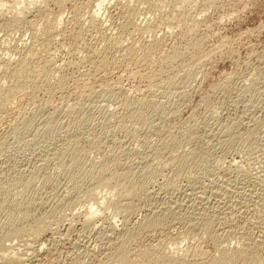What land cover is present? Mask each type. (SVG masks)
<instances>
[{
  "label": "rangeland",
  "instance_id": "rangeland-1",
  "mask_svg": "<svg viewBox=\"0 0 264 264\" xmlns=\"http://www.w3.org/2000/svg\"><path fill=\"white\" fill-rule=\"evenodd\" d=\"M60 9L61 25L43 33ZM60 9L0 6V95L19 82L9 73L20 56L37 76L0 105V241L24 226L7 253L19 262L0 264H217L244 249L234 264H264V0H68ZM100 166L141 175L137 195L86 196ZM151 215L159 222L143 226ZM35 218L47 227L32 240Z\"/></svg>",
  "mask_w": 264,
  "mask_h": 264
},
{
  "label": "bare ground",
  "instance_id": "bare-ground-1",
  "mask_svg": "<svg viewBox=\"0 0 264 264\" xmlns=\"http://www.w3.org/2000/svg\"><path fill=\"white\" fill-rule=\"evenodd\" d=\"M47 1V0H46ZM49 1V0H48ZM51 2L53 1L54 3H55V5L57 4L58 5V8L60 9V7L61 6H63V3L65 2V1H68V0H50ZM140 1V0H139ZM144 1V0H143ZM182 1V0H181ZM189 1V0H188ZM31 2V1H30ZM19 3V2H18ZM34 3V2H33ZM44 3H46V2H44ZM147 3V2H146ZM182 3V2H181ZM184 3V2H183ZM187 3V2H186ZM48 4V3H47ZM2 5H4V0H0V6H2ZM101 5H102V2H99V3H97V8L99 9V11L101 10ZM34 6H35V4H34ZM86 6V5H85ZM184 6V5H183ZM28 7V6H27ZM44 7V6H43ZM46 7V6H45ZM103 7V6H102ZM132 7H134V8H132ZM131 7V5H130V7L128 8V10H126V14L128 15V16H133L134 17V15L136 16V12H137V9H135V6H132ZM19 9V8H18ZM43 8H41L40 9V11L39 12H41L42 13V10ZM45 10H46V8H44ZM43 9V10H44ZM78 9V8H77ZM37 10V9H36ZM60 10H61V12H60ZM59 10V12L60 13H58V15L57 16H55L54 17V15H53V18L51 19L53 22H52V24L50 25L48 22L50 21H48L47 20V18L46 19H41V20H43V22L45 21V20H47V21H45V22H47V24H49L50 26L48 27V26H46V27H48V29L45 27V29L43 30V33L45 32V31H47V32H49V35H51V34H53V33H51L50 31H53V29L52 28H54V29H57L56 27H58L59 25H61V22H62V9H60ZM177 10H179V9H177ZM77 11V10H76ZM45 12V11H44ZM48 12V10H46V12L45 13H47ZM125 12V11H124ZM49 13V12H48ZM76 13V12H75ZM49 14H51V13H49ZM49 14L47 15V16H49ZM125 14V15H126ZM179 15H180V13H178ZM40 15V14H39ZM46 15H41L42 17L44 16V18H45V16ZM77 15V14H76ZM177 16V21H183L184 20V17L182 16V15H180V16ZM2 16V15H1ZM41 16H38L39 18L41 17ZM46 16V17H47ZM155 16V15H154ZM15 17V16H14ZM25 17V16H24ZM41 17V18H42ZM127 17V16H126ZM133 17H131L132 19H133V21H134V18ZM156 17V16H155ZM75 18H77V17H75ZM128 18V17H127ZM126 18V19H127ZM130 18V17H129ZM13 19V18H12ZM15 20H16V17L14 18ZM13 19V20H14ZM20 19V18H19ZM18 19V20H19ZM22 19V18H21ZM21 19H20V21H21ZM54 19V20H53ZM12 20V21H13ZM14 20V25H15V23L17 22H19V21H15ZM185 20H187L186 19V17H185ZM35 21V20H34ZM39 21V20H38ZM127 21V20H126ZM130 21V20H129ZM132 20H131V24H132V22H133ZM44 22V23H45ZM186 23H188L187 21H185ZM184 22V23H185ZM43 23V24H44ZM51 23V22H50ZM127 23V22H126ZM138 23V22H137ZM179 23V22H178ZM182 23V22H181ZM181 23H179V24H181ZM130 24V23H129ZM134 24V23H133ZM17 25H19V23L17 24ZM16 25V26H17ZM46 25V24H45ZM44 25V26H45ZM126 25H128V24H125V26H124V28L126 29ZM134 25H136V24H134ZM133 26V25H132ZM132 26H131V29L133 30V28H132ZM138 26V25H137ZM31 27V26H30ZM34 27V26H33ZM134 27V26H133ZM136 27V26H135ZM135 27H134V30H135ZM148 27H150V25H148ZM147 27V28H148ZM194 27H196L195 25L193 26H191V29H190V26H189V28H187L186 30H188V29H190V31L188 30L187 31V33L189 32H191L192 33V28H194ZM124 28H123V30H124ZM31 29V28H30ZM43 29V28H42ZM41 29V30H42ZM129 28H127L126 29V31L128 30ZM130 29V30H131ZM137 29H139V28H137ZM149 30H150V28H148ZM147 29V30H148ZM196 29V28H195ZM36 30V29H35ZM39 30V29H38ZM58 30H60V29H58ZM62 30V29H61ZM144 30H145V27H144ZM149 30H148V32H149ZM126 31H125V33H126ZM136 31L137 30H135V33H136ZM33 32H36V31H33ZM58 32V31H57ZM62 32V31H61ZM147 32V33H148ZM194 32V31H193ZM38 33V32H37ZM37 33H36V35H37ZM40 33V32H39ZM38 33V34H39ZM129 33V32H128ZM130 33H131V31H130ZM186 33V32H185ZM32 35H33V33H31ZM42 34V33H41ZM40 34V35H41ZM48 34V33H47ZM46 34V35H47ZM55 34V33H54ZM184 34V33H183ZM44 35V34H43ZM37 37H39V35L37 36ZM36 37V38H37ZM45 37V36H44ZM48 36H46V38H47ZM33 38H34V36H33ZM51 38V37H50ZM119 38H120V36H119ZM54 39V38H53ZM32 40H36V39H32ZM42 40V39H41ZM112 40H113V38H112ZM43 41V40H42ZM115 41H116V39H115ZM117 42V41H116ZM116 42H114L113 41V43L116 45ZM39 43V42H38ZM43 43V42H42ZM47 43V42H46ZM119 43V42H118ZM117 43V44H118ZM120 44V43H119ZM118 44V45H119ZM117 45V46H118ZM122 45V44H121ZM114 46V45H113ZM22 47V46H21ZM113 48V47H112ZM19 49V48H18ZM27 49V48H26ZM131 51H130V50ZM129 49H127V50H129L130 51V53L131 52H133L132 51V48H131V46H130V48ZM29 52H31V50H29V48L27 49ZM126 50V51H127ZM173 50V49H172ZM21 51V50H20ZM26 51V50H25ZM24 50H23V52H25ZM28 51L27 52H25L26 54H27V56H29L30 57V55H31V53H29L28 54ZM174 51V50H173ZM173 51H171V53L172 54H170L169 56H168V54L170 53H168V54H166L168 57H172V59H175V57H176V59L178 58V57H180L181 55H182V53L181 52H179L180 53V56H179V53H173ZM21 53V52H20ZM32 53H33V51H32ZM23 54V53H22ZM125 54H127V53H125ZM124 54V55H125ZM25 55V54H24ZM128 55H129V52H128ZM127 55V56H128ZM132 55H133V53H132ZM26 56V57H27ZM148 56V55H147ZM28 57V58H29ZM125 57V56H124ZM129 57H131V55L129 56ZM168 57H166V58H168ZM22 60H21V59ZM20 62L18 63V65L16 66V67H14V66H12V68H14L13 70H12V68H10V65L5 61V63L3 64L4 65V67H5V64L7 63L8 65L7 66H9V68L12 70L9 74H11L12 73V75H11V77H10V75H8L10 78H13V79H15L14 80V82H20V85L19 86H21L22 84V82H21V80H25V79H27L28 78V80L30 79V80H32V79H34V78H36V77H34V78H32L31 76H30V66H29V64H26L25 63V57H24V59H23V55H22V57L20 56ZM28 58H26V59H28ZM152 58V57H151ZM147 59V58H146ZM150 59V58H149ZM175 59V60H176ZM19 61V60H18ZM148 61V60H147ZM27 62V61H26ZM151 61H149V63H150ZM9 63H10V61H9ZM48 63V62H47ZM148 63V64H149ZM46 64V63H45ZM172 64V63H171ZM47 65V64H46ZM46 65H44V67L46 66ZM49 65V64H48ZM173 65V64H172ZM171 65V66H172ZM6 66V67H7ZM29 66V67H28ZM3 67V66H2ZM41 67H42V65H41ZM43 67V68H44ZM47 67H49V66H47ZM42 68V69H43ZM3 69H5L6 70V68H3ZM45 69V68H44ZM50 69V68H49ZM171 70V69H170ZM44 70H42V72H43ZM45 71H47L48 72V70H46L45 69ZM31 72H32V70H31ZM35 71H34V69H33V74L35 75L36 74V72L34 73ZM50 72V71H49ZM152 72V71H151ZM156 72V71H155ZM159 72H161V71H159ZM158 72V73H159ZM38 73H39V71H38ZM37 73V74H38ZM41 73V72H40ZM39 73V75H41ZM51 73V72H50ZM53 73V72H52ZM161 73H163V72H161ZM3 74V73H2ZM5 74V73H4ZM155 74V73H154ZM1 75V74H0ZM32 75V74H31ZM39 75H38V77H39ZM151 76L150 77H152V75L153 74H150ZM156 75H157V72H156ZM155 75V76H156ZM159 75V74H158ZM157 75V77H153L154 79H157L159 76H161L162 74H160L159 76ZM13 76V77H12ZM30 76V77H29ZM43 76H45L44 74H42L41 75V77H43ZM4 77H6V76H4ZM3 77V78H4ZM145 77V76H144ZM1 78H2V75H1ZM161 78V77H160ZM165 78V77H164ZM163 78V79H164ZM13 79H12V81H13ZM149 80H152V78L150 79V78H148ZM153 79V80H154ZM166 79V78H165ZM3 80V79H2ZM5 80V79H4ZM27 80V81H28ZM161 80H162V78H161ZM26 81V80H25ZM26 81V82H27ZM32 81H35V80H32ZM31 81V82H32ZM62 81V80H61ZM159 82H160V80H158ZM163 81H165V80H163ZM1 82H4V81H1ZM13 82V83H14ZM18 82V83H19ZM150 82V81H149ZM155 81H153L152 83H154ZM9 83H11V82H9ZM18 83H17V85H18ZM23 83H25V82H23ZM30 83V82H29ZM33 83V82H32ZM151 83V82H150ZM149 83V84H150ZM151 83V84H152ZM28 84V83H27ZM159 84V83H158ZM17 85L16 86H14V85H12V86H14V87H10L9 85L7 86V87H10V90L8 91V90H6V91H8V92H3V91H5V90H2V94L0 95V105L2 106V104H4L5 103V101H6V98H5V94H7V93H12V92H15V89L17 88ZM18 86V87H19ZM23 86V85H22ZM21 86V87H22ZM26 86V85H25ZM24 86V87H25ZM27 86H29V85H27ZM23 87V88H24ZM1 88H2V86H1ZM4 88H5V86H4ZM28 88V87H27ZM26 87H25V89H27ZM17 90V89H16ZM18 90H19V88H18ZM21 90V89H20ZM24 90V89H23ZM28 90V89H27ZM1 93V92H0ZM4 95V96H3ZM122 100V99H121ZM139 103V102H138ZM141 103H142V105H143V103H145V100H143L142 99V101H141ZM140 103V104H141ZM134 104V103H133ZM132 105V104H131ZM136 105V104H135ZM145 105V104H144ZM0 106V107H1ZM4 106H5V104H4ZM128 106H130V105H128ZM141 107H143V106H141ZM131 108V107H130ZM132 108H134V107H132ZM128 110V109H127ZM126 110V111H127ZM138 111L137 110V108L136 109H134V112H136V111ZM128 112H129V110H128ZM119 113V112H118ZM133 113V112H132ZM130 115H131V112H130ZM129 115V116H130ZM124 116V115H123ZM127 116V115H126ZM132 116V115H131ZM114 156V155H113ZM110 160V159H109ZM113 160V159H112ZM114 162V161H113ZM145 163V162H144ZM115 164V163H114ZM113 164V165H114ZM118 166V165H117ZM71 167V166H70ZM75 167V166H74ZM148 167V166H147ZM97 168V167H96ZM114 168H115V165H114ZM125 168V167H124ZM74 169V168H73ZM94 169V168H93ZM92 169V170H93ZM127 169H129V168H127ZM90 170L91 172H90V174H88L89 176H90V178L91 179H94L93 181H95L96 183H95V187H93V189H94V191L93 190H91V191H88V190H86L87 192H88V194L86 193V196L88 195V197H95L99 192H101L102 190H101V188L103 189V188H105L106 189V187H107V189H108V187H111V189H113V190H109L108 189V191L109 192H111V191H115V192H113V194L114 193H116V195H117V191H119L120 192V195L119 196H121V197H124L125 195L126 196H129V197H132V196H134L135 194H136V184L137 183H139L140 181H142L141 179H140V176H138V175H136V173H134L133 171H131V169H129L130 171H126V170H123L122 169V171L121 172H118V170L116 171V169H112V168H110V167H108V166H100V167H98L95 171L93 170ZM143 170V169H142ZM147 170V169H146ZM135 171V170H134ZM140 174V173H139ZM142 174V173H141ZM79 176V175H78ZM79 178V177H78ZM85 178H86V175H85ZM89 178V179H90ZM82 180H83V178H82ZM73 185H75L74 186V188H77L79 191H80V187L82 186V184H81V182L79 181V179H76L75 178V180H74V183H73ZM86 188V187H85ZM106 189V190H107ZM101 190V191H100ZM117 190V191H116ZM85 191V192H86ZM84 192V191H83ZM105 192V191H104ZM107 192V191H106ZM119 192H118V194H119ZM188 193V192H187ZM101 194V193H100ZM104 194H106V193H104ZM103 194V196H105ZM123 194H125V195H123ZM99 195V194H98ZM102 195V194H101ZM123 195V196H122ZM137 195V194H136ZM85 196V195H84ZM107 196V195H106ZM115 196V195H114ZM118 196V195H117ZM109 197H111V196H109ZM108 197V198H109ZM137 197V196H136ZM90 198V199H91ZM96 198V197H95ZM101 198H102V196H101ZM108 198H106V197H103L101 200L102 201H108V203H109V199ZM113 198V197H112ZM111 198V199H112ZM88 199V198H87ZM89 200V199H88ZM94 200V199H93ZM95 201H97L96 199H95ZM99 201V200H98ZM112 202V201H111ZM29 203V202H28ZM27 204V203H26ZM29 205V204H28ZM99 205V204H98ZM112 205V204H111ZM113 205H115V202H114V204ZM127 205V204H126ZM99 208V207H98ZM131 208V207H130ZM91 211H89V213H88V215L86 216V219H84L85 221V223H87V222H89V221H91L96 215H97V212H98V209L97 208H95V204H93L92 206H91ZM118 209V208H117ZM154 211V210H153ZM161 214V213H160ZM152 216V215H151ZM156 216V215H155ZM84 217H85V215H84ZM13 218V217H12ZM145 218V217H144ZM158 216L157 217H154V216H152V217H150L149 216V218L147 217V220L145 219V223H143L142 222V225L143 226H148V227H151V226H153L155 223H158L159 222V220H158ZM14 219V218H13ZM15 219H17V218H15ZM36 219V218H35ZM42 219V218H41ZM95 219V218H94ZM37 221H35L34 222V219H33V222H31V223H34V227H33V225H32V227H33V229H32V231H31V234H32V236L30 235V238L31 237H33L34 239H39L40 237H41V235H42V233L46 230L45 228L47 227V226H45L44 224H46V222L44 223L42 220H40V219H36ZM43 220H44V218H43ZM16 220H14V222H15ZM20 221V220H19ZM19 221L17 220V222L19 223ZM30 221V220H29ZM93 221V220H92ZM11 222L12 221H10V224H11ZM16 222V223H17ZM21 222V221H20ZM13 223V222H12ZM17 223V224H18ZM30 223V222H29ZM84 223V224H85ZM9 224V223H8ZM9 224V225H10ZM23 224H24V222H23ZM12 229L10 228V229H7V233L5 232V234H6V236H7V239H9V241L11 242V240L10 239H14V238H23V236H24V229H23V227L24 226H21L20 224L19 225H16L15 224V226H14V224H12ZM140 226H141V224H140ZM139 226V227H140ZM6 227V226H5ZM51 228V227H50ZM68 228V227H67ZM52 230V229H51ZM68 231V230H67ZM45 233V232H44ZM125 233V232H124ZM4 234V235H5ZM110 235V234H109ZM11 237V238H10ZM14 237V238H13ZM29 237V236H28ZM33 238H31L32 240H33ZM105 238V237H104ZM29 239V238H28ZM100 239V238H99ZM6 240V239H5ZM2 241H4V240H2ZM35 241V240H34ZM38 241V240H37ZM10 242H9V244H3L1 241H0V251H2V253H0V254H2L0 257H3V258H5V259H7V258H11V259H13V260H15L16 261V258H17V260H18V262H19V257H18V255L16 256V253H14V252H12V253H9V254H7L8 252H11V250L12 251H14L13 249H14V245L13 244H10ZM22 242V241H21ZM28 243L30 242V241H27ZM26 242V243H27ZM28 243H27V245H25V246H28ZM29 244H31V243H29ZM251 244V243H250ZM250 244H248L247 245V247H250V246H253V245H250ZM254 244V243H253ZM256 244V243H255ZM24 246V247H25ZM30 246V245H29ZM87 247V246H86ZM32 248H34V246L32 247ZM31 248V249H32ZM17 250V249H16ZM15 250V251H16ZM34 250V249H33ZM21 252V251H20ZM245 252H246V249H244L242 252H240V251H237V252H235V253H230V254H226L224 257H223V259L221 258L220 260H216V261H214V262H216L217 264H225V262H228V263H230V264H234L235 263V260H240V259H242L243 258V256L245 255ZM6 253V254H5ZM27 254V253H26ZM32 254V253H31ZM7 255V256H6ZM14 256V257H13ZM21 257V256H20ZM108 257V256H107ZM2 259V258H1ZM4 259V260H5ZM10 259V260H11ZM23 259V258H22ZM21 259V260H22ZM10 260H7V262L8 261H10ZM23 261V260H22ZM2 262V261H1ZM12 262V261H11ZM17 262V261H16ZM13 263H14V261H13ZM12 263V264H13ZM105 264V263H104Z\"/></svg>",
  "mask_w": 264,
  "mask_h": 264
}]
</instances>
